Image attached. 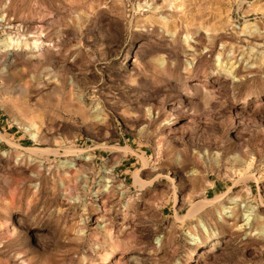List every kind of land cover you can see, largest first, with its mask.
<instances>
[{
	"label": "rangeland",
	"instance_id": "rangeland-1",
	"mask_svg": "<svg viewBox=\"0 0 264 264\" xmlns=\"http://www.w3.org/2000/svg\"><path fill=\"white\" fill-rule=\"evenodd\" d=\"M262 29L264 0H0V41L9 37L15 42L13 52L20 53L6 67L9 77L16 82L34 78L33 83L43 84L41 89H29L41 100L55 102L62 97L60 106L49 111L32 108L34 96L15 106L0 105V153L10 150L11 156L0 157V165H12L22 175L39 171L46 190L55 192L63 184L61 194L69 199L74 196L71 178L77 169L94 167L99 177L105 178L115 174L111 181L102 183L133 186L129 191L138 189L144 201L155 193L152 207L157 214L168 222L183 217L186 231L194 233V217H185L188 208L181 207L183 197L192 194L193 205L208 206L214 201L227 206L234 198L243 200L249 195L264 201V180L234 179L245 172L260 175L261 145L257 144L259 151L250 152L246 159L230 161V156L239 154L230 151L221 153L211 166L203 163L201 156L193 157L191 164L179 170L167 164L153 168L154 150L159 146L138 139L136 134L160 106L159 98L153 100L144 86L139 65L160 63L170 56L181 63L206 58L213 67L217 62L235 63L233 73L243 75L245 63L255 64L248 54L258 56L264 48V36L258 35ZM17 70L19 75H13ZM248 71L260 69L253 66ZM133 79L136 84L130 83ZM220 80L215 87L226 88L232 82L224 76ZM163 108L169 111L170 105L165 103ZM22 146L29 157L53 156L55 163H18ZM204 150L191 149L197 153ZM120 152L127 156L137 152L138 162L117 164L114 156ZM68 161L73 164H65ZM146 180L152 181L150 192L142 186ZM80 183L76 181V185ZM177 184L185 191L173 204L167 198L171 186ZM97 203L103 208L105 201ZM137 207L143 212V201ZM256 210L264 213V204H258ZM74 215L68 211V226L73 224ZM146 216L126 218L121 213L115 219L123 220L125 227H136L148 223ZM98 219L94 212L89 215L90 222ZM225 219L231 225V218ZM242 222L241 217L235 229L229 227V234ZM192 251L188 250V256L198 264L201 250H195L196 256Z\"/></svg>",
	"mask_w": 264,
	"mask_h": 264
},
{
	"label": "clouds",
	"instance_id": "clouds-1",
	"mask_svg": "<svg viewBox=\"0 0 264 264\" xmlns=\"http://www.w3.org/2000/svg\"><path fill=\"white\" fill-rule=\"evenodd\" d=\"M258 35L264 36V29ZM10 47L6 44L0 48V105L15 106L34 96L32 108L49 111L59 107L62 97L52 102L29 91L44 87L33 83L34 78L16 82L9 77V60L20 55L8 51ZM248 55L255 64L245 63L243 75L233 73L235 63L217 62L213 67L206 58L181 63L170 56L160 63L146 61L139 65L144 86L153 100L158 97L160 101L154 114L136 131L138 139L159 146L154 150L153 168L167 164L179 170L191 164L193 157L201 156L202 162L211 166L219 161L221 153L238 151L237 156L229 157L235 161L259 151L257 144L264 147V48L258 56ZM253 66L260 71H248ZM13 75H19V70ZM221 76L232 81L226 88L215 87L221 83ZM130 83L136 84V80ZM165 103L170 105L169 111H164ZM193 148L205 150L197 153L191 151ZM0 157L11 159L10 150ZM16 159L24 163L19 156ZM258 170L259 176L245 172L234 179L264 180V153H260ZM114 175L99 177L94 167L77 169L71 178L74 196L69 199L61 194L63 184L55 192L46 190L39 171L22 175L12 165H0V264H193L189 249L192 256H196V249L204 250L197 257L198 264H264V213L256 210L264 201L258 196L243 200L236 197L227 207L218 201L211 206L193 205L192 194L183 197V186H171L167 199L175 204L177 196L183 197L181 207L188 208L185 217H194V233L186 231L183 217L168 222L157 214L152 207L155 193L144 201L138 189L129 191L133 186L102 183L111 181ZM187 175L194 179L191 173ZM77 180L81 181L79 185ZM151 183L143 182L147 192ZM101 199L105 201L103 208L97 203ZM141 201L143 212L137 207ZM68 211L76 214L71 226L66 224ZM93 212L99 219L90 222ZM196 212L200 215L194 216ZM121 213L126 218L147 214L148 223L125 227L123 220L115 219ZM225 217L231 218V225ZM241 217L239 229L229 234L227 229H235Z\"/></svg>",
	"mask_w": 264,
	"mask_h": 264
},
{
	"label": "built area",
	"instance_id": "built-area-1",
	"mask_svg": "<svg viewBox=\"0 0 264 264\" xmlns=\"http://www.w3.org/2000/svg\"><path fill=\"white\" fill-rule=\"evenodd\" d=\"M26 153L28 155L30 154L29 152H26L25 147L22 146V160L24 162L27 161V163H30V160H31L32 162L34 161L36 164H54L55 163L53 156H46L45 158L35 156L36 158H34V155L33 157H29L28 155H26ZM65 164H73V163L72 161H68Z\"/></svg>",
	"mask_w": 264,
	"mask_h": 264
},
{
	"label": "crops",
	"instance_id": "crops-1",
	"mask_svg": "<svg viewBox=\"0 0 264 264\" xmlns=\"http://www.w3.org/2000/svg\"><path fill=\"white\" fill-rule=\"evenodd\" d=\"M127 156L124 153H118V155H115L114 157H117V164H135L138 162L139 154L137 152L128 153Z\"/></svg>",
	"mask_w": 264,
	"mask_h": 264
},
{
	"label": "bare ground",
	"instance_id": "bare-ground-1",
	"mask_svg": "<svg viewBox=\"0 0 264 264\" xmlns=\"http://www.w3.org/2000/svg\"><path fill=\"white\" fill-rule=\"evenodd\" d=\"M14 43H15V42L12 41L9 37H4V38H2V40L0 41V45H1L2 48H4L6 44L12 46V47H10V48L8 49V51H10V52H12V53H14L13 50H14V51L16 50V49L13 48ZM37 43H38V42H37ZM14 57H15V56H13V57L10 58V60H9V64L12 63ZM23 107L26 108L25 106H23ZM22 125H23V124H22ZM24 127H25V126H24ZM30 134H31V136H35V132H30ZM207 200H208V199H207ZM225 207H227V206H225ZM200 250H201V251H200L199 254H202V253L204 252V250H203V249H200Z\"/></svg>",
	"mask_w": 264,
	"mask_h": 264
}]
</instances>
